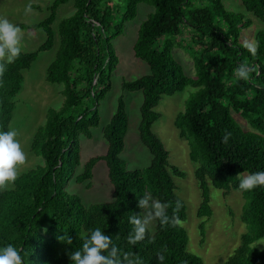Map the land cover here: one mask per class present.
<instances>
[{
	"label": "trees",
	"instance_id": "1",
	"mask_svg": "<svg viewBox=\"0 0 264 264\" xmlns=\"http://www.w3.org/2000/svg\"><path fill=\"white\" fill-rule=\"evenodd\" d=\"M69 1L55 0L43 22L32 27L19 25L42 29L47 38L38 50L21 53L0 75V130L10 129L24 72L41 52L54 47L52 26L57 10ZM240 1L247 12L264 20V0ZM194 2L128 0L115 25L109 19L110 8H102V0H74L75 12L59 24L60 48L46 71L47 82L65 86L64 103L60 110L48 111L46 124L32 140L30 151L41 156L44 165L19 176L11 189L0 187V247H18L24 264H72L69 254L80 250L90 232L99 227L112 238L121 258L127 253L140 264H204L188 250V233L181 226L187 219V206L176 192L173 176L183 178L185 174L175 166L169 170V154L153 132L162 98L191 87L195 91L177 115L175 126L180 138L188 141L190 159L198 165L195 177L202 192L198 217L204 219L200 235L205 238L206 222L213 214L209 185L225 195L240 191L246 200L241 220L248 232L225 264H264V247L255 246L264 239V186L241 190L238 178L264 171V32L256 36L253 55L239 42L241 31L251 26L250 20L228 11L222 0H210L209 5L197 8ZM140 4L155 9L141 24L133 47L135 57L150 67V74L124 81L122 88L143 95L139 136L153 156L152 162L143 169L128 170L121 158L129 128L122 96L104 128L107 153L91 158L79 174L80 137L91 139L92 129L100 125L99 107L111 90V77L120 62L111 43L123 33L125 23L136 18ZM186 34L189 39L184 38ZM175 48L191 55L195 77L188 76L176 61ZM241 64L252 69L248 81L235 76ZM233 113L247 118L252 130L245 131ZM101 161L108 168L113 200L87 207L79 196L65 190L66 184L73 179L91 189L93 170ZM145 193L167 205L162 211L169 220L165 224L156 217V231L148 229L145 239L132 245L128 236L134 226L129 217L143 216L146 209L138 207V200ZM178 201L181 207L176 211Z\"/></svg>",
	"mask_w": 264,
	"mask_h": 264
},
{
	"label": "rangeland",
	"instance_id": "2",
	"mask_svg": "<svg viewBox=\"0 0 264 264\" xmlns=\"http://www.w3.org/2000/svg\"><path fill=\"white\" fill-rule=\"evenodd\" d=\"M54 1L0 0V19H7L18 26L26 25L32 27L48 18V8ZM127 2L128 0H102V8H110V22L116 25L120 21L122 14L126 10ZM222 3L228 11L242 14L245 20L251 21V26L241 31L239 42L243 46L245 42H251L257 46L256 36L259 32H264V20H260L247 12L240 0H222ZM209 4L210 0H195L193 6L197 8ZM29 6L36 7L31 9ZM154 10L149 5L140 4L136 18L125 23L123 33L120 36H116L111 43V47L119 56L120 62L111 77V90L99 107L100 125L92 129L91 139L84 135L80 137L82 158L81 166L77 169L79 174L82 173L84 165L91 158L107 153L108 142L104 138V128L116 113L119 99L122 96L126 104L129 128L125 138V150L121 158L126 162L128 170L143 169L152 162L153 156L142 144L139 136L143 95L141 92L123 90L122 84L124 81L136 80L150 74V67L135 57L133 47L138 38L141 24ZM74 12V0L58 8L56 20L52 26L55 34L54 47L50 51L41 52L31 69L24 72V84L16 98V108L9 129L17 133L16 139L25 153V162L19 166L17 178L37 166L44 165L43 158L34 155L30 148L35 133L47 122L48 111L50 109L60 110L64 103L63 91L65 86L47 82L46 71L55 60L60 48L59 24L73 15ZM115 27H112L113 31ZM28 28H21L23 44L21 53H30L38 50L47 38L44 30ZM189 31L192 32L191 30ZM107 34L108 36L113 35ZM188 34L184 36L185 39H189ZM173 54L176 61L184 66L187 75L195 77V68L191 55L181 48H175ZM194 91L193 88L188 87L174 96H164L156 108L160 117L153 126V132L161 140L169 154V170L172 171L171 168L175 166L185 174L183 178L173 176V180L177 187L178 196L187 206V219L181 222V226L188 233V250L200 256L204 264H225L228 258L241 245L242 235L248 232L247 224L241 220L246 200L240 191L233 190L228 195H225L223 191L209 185L210 206L213 214L206 222L205 238H202L199 225L204 219L198 217L202 192L195 177V170L198 165L190 159L188 141L180 138L179 131L175 126L177 115L184 111L186 102ZM233 114L245 131L252 130L248 124L249 122L246 121L247 118ZM93 173L91 189L88 190L85 185L76 184L73 179L68 180L65 188L70 195L79 196L87 207L113 200L114 188L109 180L106 163L104 161L99 162ZM244 174L249 175L247 173ZM13 185L14 182L8 183L4 188L11 189ZM153 199L158 202L155 197ZM149 212H152V220L148 225V229L154 233L156 231L154 211L151 208L146 209L143 216H147ZM255 246L262 249L264 247V239L257 241Z\"/></svg>",
	"mask_w": 264,
	"mask_h": 264
},
{
	"label": "clouds",
	"instance_id": "3",
	"mask_svg": "<svg viewBox=\"0 0 264 264\" xmlns=\"http://www.w3.org/2000/svg\"><path fill=\"white\" fill-rule=\"evenodd\" d=\"M244 47L253 55L256 52L254 43L245 42ZM23 50L22 29L11 23L7 19H0V75L7 70L8 64L13 63ZM252 69L245 64H241L235 69L237 79L248 81ZM230 135V134H229ZM15 131L0 130V187H5L17 179L19 166L25 162V153L22 151L19 141L16 139ZM228 135L224 136L227 142ZM239 188L251 191L258 186H264V171H257L250 175H239ZM140 209L151 208L156 217H161L162 223H168L169 218L163 214L162 209L167 205H161L155 201L150 193H145L138 200ZM181 207L177 202L176 211ZM152 220V212L147 216L135 214L129 217V222L133 229L128 236V243L135 245L145 239L148 225ZM64 240L65 237H59ZM67 243L71 244V238H67ZM107 254H103V253ZM72 264H140L138 259L130 258L129 254H123V258L118 248L113 244L112 238L105 234L99 227L90 232V235L83 242L82 248L69 254ZM159 259L163 261L164 257ZM0 264H24L21 250L13 244H6L0 247Z\"/></svg>",
	"mask_w": 264,
	"mask_h": 264
}]
</instances>
